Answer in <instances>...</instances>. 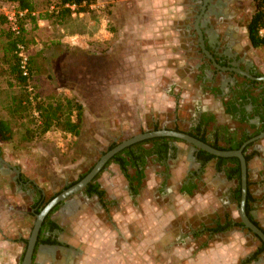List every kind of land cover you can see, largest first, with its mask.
Here are the masks:
<instances>
[{"label":"rangeland","instance_id":"374dc122","mask_svg":"<svg viewBox=\"0 0 264 264\" xmlns=\"http://www.w3.org/2000/svg\"><path fill=\"white\" fill-rule=\"evenodd\" d=\"M34 1L35 11L32 15H35V19L31 20L24 16V12L18 11L14 4L0 0V13L13 17L6 24L0 25V117L10 121L14 134L11 142L0 141V158L15 167L27 181L24 186L18 185L13 179L15 172H3L5 166L0 165V231L5 234L13 229L16 233L20 225H25V239H28L35 220L34 216L29 215V220L25 221L22 214L29 213L32 207L31 196L28 195L31 193L30 182L41 188L45 193L44 198L49 199L93 167L112 143L150 131L153 125L147 123L146 117L149 109L143 104L148 105L151 100L163 101V91L158 90L163 80L159 72L161 69L167 68L174 72L173 69L177 67V77L184 80L183 89L178 91L181 98L205 100L209 99L207 96L211 97L208 93L199 92L195 82L190 80L187 68H192V63L186 64L184 59H173L180 49L188 55L193 47L190 39L183 36L177 38V31L181 30V16L178 18L169 14V18L174 20L172 27L176 26L175 31L174 27H170L172 35L177 39L169 37L171 33L166 32L164 38L153 36L149 46L142 41L139 28L127 29L131 36H125L118 61L124 75H104L102 88L99 77L87 76L85 70L90 67L99 69L100 65H96L94 56L84 57L82 50L95 52L96 47L101 45L105 47L104 50H108L110 33H113L109 22L113 0H97L86 12L46 19L40 18L38 14L53 9L56 0ZM231 10L233 25L237 28L245 27V21L252 10L251 1L236 0ZM20 25L24 30L18 55L20 61L26 59L27 74L29 72L28 92L31 101L27 105L21 100L22 97L18 99L24 91L7 71L5 59L8 54L4 51L6 28L10 26L16 31L14 29ZM234 31V38L241 40L243 33ZM101 39L104 43L109 40V44L101 43ZM241 51L264 75L263 50L251 47L247 40ZM192 62L193 65L196 63L194 59ZM171 78L175 80V76ZM134 79L137 82L135 85L129 86L130 89L123 88V83ZM138 79H143L142 84L138 83ZM145 79L149 80L152 87L155 85L156 90H150L149 87L145 89ZM117 89V92L113 91ZM33 97L38 100L63 101L73 98L78 103H84L82 124L77 132H69L63 125H57L40 133L37 126L38 113L34 110L35 101L38 100ZM13 99L21 100V105L27 108L9 114L6 109ZM213 99L210 104L221 113L220 100ZM72 120H75L74 116ZM219 122L228 123L232 128L237 126V122H227L222 115L219 116ZM170 124L166 120L161 126ZM121 126L125 132L120 135ZM256 146L262 153L249 161L250 188L258 197V208L253 211L254 215L264 227V137L257 141ZM110 165L106 171L100 172L99 177L101 181L107 178L106 194L120 197V203L109 207V215L94 208L92 203H82L72 212L69 210L70 235L66 236L65 241L76 248L77 252L71 264H146L148 260H152V264H160V260L166 264H239L246 257L249 259L246 264H264V253L256 258L253 255L247 256L256 250L258 240L246 232L234 231L210 240L206 236L198 241L192 239L191 225L203 223L207 226L215 214L222 211L225 199L221 196V189L215 188L217 185L212 180V169L205 170L203 183L201 179L199 188L189 198L178 193L179 187L172 184V176L166 185H171L168 187L171 193L160 197L158 193L152 194V183L161 180L155 172L159 168L150 164L145 185L149 192H142V195L140 192L133 202L126 197V184L119 169ZM182 174L180 180L183 179ZM230 210L238 219L234 205H231ZM56 213L51 216L55 218ZM165 231L168 236H165ZM205 241L206 246L199 248ZM167 243L168 246H165Z\"/></svg>","mask_w":264,"mask_h":264},{"label":"flooded vegetation","instance_id":"af4514ba","mask_svg":"<svg viewBox=\"0 0 264 264\" xmlns=\"http://www.w3.org/2000/svg\"><path fill=\"white\" fill-rule=\"evenodd\" d=\"M192 2H193L192 3L193 12L191 13L193 14V17L191 18L192 27L190 26L191 28L189 30V35H190V39L193 40L194 49L197 48L196 53L198 58L197 59L194 58V60L198 62L195 67L197 71L195 75V83L197 84V87L203 90L202 91L203 94H205L206 91H208L207 93L209 95H212L214 99L220 100L221 102L220 105L222 106L223 115H225L229 121L237 122V126L231 128L228 124H224V123L219 124L216 122L217 120L215 118V122L212 124L216 126H227L230 135L228 134L229 136L228 135L225 136L224 132H220L218 137H216L214 128L208 127V129L204 132L205 135L204 141L200 139L201 136L203 135V132L197 128L199 118L196 122H193V120H188L183 128L174 126L173 130L175 129L176 131L179 130V132H183L220 151L241 150L243 156L255 151L257 152V154H255L254 157L256 155H260L262 153V150H260L256 146V144L257 141H259L264 137V127L263 129H261L263 126V120L261 118L264 117V79L262 78L264 77V75L254 67L252 61L246 58L245 52L241 51V48L244 46H242L241 48H239L240 46L238 47V45L240 44L236 42V39L234 38V33L233 35H231L232 33L230 32V30L227 31L229 27L228 23L229 22L232 23V19H233V11L231 10V8L233 6V3L236 2V0H193ZM189 8H191V6ZM221 27H225V29H223L224 31L220 30ZM203 49H205L206 52ZM196 53H194L193 55H196ZM226 106L236 107L237 111L235 110L233 113H235L237 116L242 115V109H243L244 115L247 117V121H241L234 118L233 114L226 112ZM198 110L199 112L201 111L200 113L211 112L208 109L207 110L198 109ZM253 124L255 125V127H252ZM154 126L151 127L150 129L153 130ZM237 127H241L244 130V132H246L247 135H249L250 137L244 140L241 143V145L236 149L221 150L220 147L229 146V144L227 143V138H231L232 135H235L234 134L235 131H238ZM162 128L167 129V126H162V127L160 126V129ZM258 129L261 130L255 133ZM241 136H242V132L241 133L238 132V138H240ZM175 139L174 140L170 139L168 141L170 149L165 161L157 163L156 161L154 162V160L151 158V160H148L149 161L148 165L151 164L152 166H158V168L161 169L165 168L166 166L167 171H162L160 176L168 179V177L170 176V174L168 173L170 169L168 163L172 159L177 157V155L180 152H182L185 158H187V163L189 162L190 164H192V167L191 169L188 170L187 173L188 177L182 180V182L180 183L178 190L181 193H185L189 195H191V193L194 190H197L199 188L201 179L203 183V176L205 175V170L207 168L212 169L213 172L212 180L217 185L215 186V188L216 190H218V188L219 190L221 189L220 191L221 196L225 200H223L222 211L218 214H215L216 216H214V219L210 220L209 225L214 227L216 226L217 221H219L221 225H225L230 220V228L213 233L210 231L208 232L204 225L202 228V231L204 232L203 235L210 240L212 238L215 239L217 237L230 234L231 232L234 231L246 232V234H250L253 236V238L258 240L256 247L257 250L258 247L261 245L262 241L253 232H251L248 228H246L243 225L239 217V213H238V219H236L232 215V210H230L231 205H234V207L237 209L238 212V207L241 200V191L239 198L236 197V192H235L236 188L238 187V184L240 185V189H241L240 176L239 178L236 175L232 178H228L227 176V173L231 172V167L234 166V163L226 161L219 168L218 161L219 158L223 156L214 155L207 151L206 152L213 155V157L203 162L198 157L199 150H203V149L198 147H193L191 143H188L184 140L178 138ZM215 140H218L219 143L215 144L214 143L216 142ZM179 141L185 145V148L182 150H180L181 148L179 147V145L176 144ZM249 144L251 145L250 147L248 146L249 147L248 148L247 145ZM231 157H235V156H231ZM249 161L250 160L246 161L247 183L248 182L250 183ZM161 163H164L165 166L161 165ZM112 165H116V164H112ZM107 167L108 166L104 165V167L101 170L104 171ZM239 167H240V161H239ZM119 171H120V175H122V177L125 180L126 194L128 195L129 199L134 202L135 199L140 194L136 195L131 192L129 187L130 185L129 180L125 178V175L120 168ZM240 175H241V171H240ZM146 176L147 175L145 172V177L143 181H145ZM13 179L18 185L27 183V181H25L20 176V174L18 175L14 174ZM99 179L100 177L98 176L97 182L99 183V187L105 191V195L100 197L97 193L89 194L84 188L88 184L87 183L81 190L69 195L66 199L57 203L59 205L56 212L67 204L66 201L69 202V206H70L69 210L71 209L74 210L78 208V206H80V204H82L85 200H90L91 202H93L92 204L94 208H98V209L100 208V210L103 213L109 215V210H110L109 207L110 206L113 207L115 202L109 195L106 194V190L102 187ZM30 183H31L30 185H34V182H30ZM161 183L162 186L166 184V182L164 183L163 181ZM191 184L194 185V188L190 187ZM72 185H70V183L66 184L65 187L57 194L61 193L63 190L69 188ZM249 190L250 193L255 198L254 202L252 203V209L250 211L252 215V220L250 218L249 219L257 227H259L260 229L261 228L264 229V227L258 222V219L255 217L253 212L258 208V197L256 196V194H253L250 186H249ZM30 192L31 193L28 195L31 196V202H33L34 204L33 216L35 217V215L39 213V212L36 213L35 210L42 205L40 194L41 196L44 197L45 193L44 191H41L40 189L37 190L35 188H31ZM46 200L47 199H45L44 201ZM221 217L223 218L222 221L220 220ZM52 219L54 220V218ZM239 222L242 223V225L237 226L236 223ZM58 225L60 229L52 230L51 232L46 233L48 236H50L52 240H54L55 243L53 244L40 243L36 247L35 252L38 253L37 251L43 246L52 247L55 251L54 253L55 260L57 259V261L51 262L50 264H58L59 262L61 264H71L72 260L70 259V254L71 253L74 254V252L71 251L76 252V248L74 249L72 245L65 243L60 238V234L63 232L64 227L60 224ZM196 227H198V225ZM196 227L191 225V231H190L191 236L197 231ZM192 239L194 238L192 237ZM255 251H253L250 256L249 255L247 256L251 257ZM262 253L264 252H261L260 254L262 255ZM245 259H247V257Z\"/></svg>","mask_w":264,"mask_h":264},{"label":"crops","instance_id":"0c3cea01","mask_svg":"<svg viewBox=\"0 0 264 264\" xmlns=\"http://www.w3.org/2000/svg\"><path fill=\"white\" fill-rule=\"evenodd\" d=\"M192 1L193 0H113V5L111 7V16H110L111 19L109 20V22L111 23V26L113 28V33H110L111 38H109V40L111 41L110 46L107 47L108 50H104L105 47L103 48L102 47L103 45H101V47H96L97 49L95 48L96 49L95 52L82 50L84 57L91 58L92 56H94V58L96 60V65L97 66L100 65L99 69H97V68L92 69L91 67L86 68L85 69L86 75L87 76H93L94 75L96 77H99V82L101 83L100 87H102V88H103V76L104 75L106 76L109 73H112L113 75H116V76L118 73L120 75H124V73L122 74L123 69L119 68V66H118V61L120 59L119 58V50L122 47L121 44H123L125 41L124 39H126L125 36H131V35H129L130 32H128L127 29H133L135 27L139 28L140 34L142 35V39H143L142 41L144 43H147L148 46L151 44L150 39L153 38V36L164 38L167 36L166 32H168V33H171L169 37L174 38V36L172 35L171 28L174 27L173 30L175 31L176 26L172 27V22L174 20L169 18V14L172 17L177 16L178 18H180V16H181V20H180L181 30L177 31V34H178L177 38L183 36V37L190 39L189 30L192 27L191 18L193 17V14L191 13V12H193V9H192V3L193 2ZM125 2H127L129 5H126ZM190 6H191V8H189ZM132 13H134V14H132ZM132 18H134V19L132 20ZM228 26L229 27H228L227 31L230 30V32L232 33L231 35H233V33H235L234 30H237L240 33H243V38L239 41L236 40V42H238L240 44L239 48H241L242 46H246L247 38L245 35V33H246L245 27L237 28V26L233 25V23H231V22L228 23ZM169 28H170V30H168ZM223 29H225V27L220 28L221 31H224ZM117 30H118V32H116ZM125 34H127V35H125ZM106 38H108V37H106ZM177 38H174V39H177ZM101 40H102L101 43H104L103 39H101ZM109 40H108V42H106L104 44H107V43L109 44ZM190 40H191V44L193 45V40L192 39H190ZM173 44H175V42ZM98 48H100V50ZM196 49H194V46L193 47L191 46L192 51L188 55L185 51H182V49H180V51L176 52L174 57H173V59H179V60L184 59L186 64L192 63V68H187L188 69L187 73L189 74V78L191 81H193V83L195 82V75L197 72L195 67L198 63V62H196L193 65V62H192L194 58H196V59L198 58L197 53H196ZM188 51H189V49L187 48V52ZM194 53H196V55H193ZM143 57H145V56H143ZM101 64H105V66L104 65L101 66ZM173 70H175V71L173 72L167 68H163L159 71L163 75L162 76L163 80H162V83L159 84L160 87L158 90H160L161 92L163 91L162 95L164 96V99H163V101H152L151 100V103H148V105H146L145 103L143 104V106H145L146 108L149 109L148 115L146 116V117H148L147 123H152L153 126L157 124L160 128L161 123H164L167 120L168 122H171L170 126H167V129L173 130L174 126H178L180 128H183L188 120H193V122H196L198 120L199 114L201 112V111L199 112L198 109L210 110L212 113H214V116L217 120L216 122L219 124H221L219 122V116H221V115L227 119V122H229L228 118L225 115H223L222 106H220V110H221V113H220V111L217 112V110L214 109L215 106L210 104L213 102L212 101L213 98H211V97H213L212 95H211V97L207 96V98H209V99H205V100L204 99L203 100H200V99L199 100H194V99L188 100L185 98H181L180 97L181 95L178 93V91L183 89V81L184 80L182 81L181 79H179L177 77L178 76L177 75V72H178L177 67H176V69H173ZM145 75H148V74H145ZM128 76H130V74H128ZM142 76H144V75H142ZM172 76H175V80L171 78ZM135 81L136 80L134 79V80H131L127 83L125 82V83H123L122 86H123V88L128 87L130 89L129 86L135 85L137 83ZM181 81H182V83H179ZM142 82H143V79H138V83L142 84ZM143 85L145 86V89L147 87H149L150 90H156L155 89L156 87L154 88L155 85H153V87H152V85L149 84V80L146 81V79H145ZM118 86H119V84L117 85V87ZM196 86H197V84H196ZM197 90L201 93L203 91L199 87L197 88ZM102 91H105V89H103ZM113 91L117 92L118 89L113 90ZM207 92L208 91H206V93ZM128 98H127V100H128ZM81 104L84 107V103L81 102ZM217 113H220V115H218ZM128 123H130V122L128 121ZM226 124H228V123H226ZM228 125L230 126V124H228ZM123 128L124 127H122V126L120 127V135L125 132ZM162 129H164V128H162ZM176 144L179 145V147L181 148L180 150L185 148V145L180 141L177 142ZM168 165L170 166L169 167L170 169L168 171L170 176L168 177V179H166V184L164 186L161 185L162 184L161 182L164 181V179H165V178L160 176L162 173V171H161L162 169L159 168L158 170L157 169L155 170V172H157L156 174L158 176H160L161 180L158 183H152V187L154 186L153 188L151 187L153 189L152 194L158 193L160 195V197L169 196V194L171 193V190L168 189V187H170L171 185H169L168 187L166 186L168 184L169 178L172 176V184H174V186L178 185V187H179L182 180H184L188 177V174H187L188 170L191 169V167H192V164H190L189 162L187 163V158H185V156L182 152H180L177 155V157L172 159L168 163ZM173 165L175 166V168H173L174 167ZM10 166H12V165H10ZM117 169H119V168L117 167ZM12 171H14L13 168H10L8 166H5V168H3V172L11 173ZM152 171H153V167H152ZM180 172L183 173L182 174V176H183L182 180H180L181 179L180 178L181 177ZM18 174H19V171H18V173L15 172V175H18ZM146 175H147L146 179H145V181H143V185L141 187L142 191L140 190L141 195H142V192H143V194L144 193L147 194L149 192V190L146 191V187H145L146 182L148 180L147 169H146ZM99 181H100L102 187L107 191V189H108L106 187L107 178H105L104 181L103 180L101 181V179H99ZM19 185L24 186V184H19ZM31 188H35L37 190L41 189L38 186H36L35 183H34V185H31ZM150 192H151V190H150ZM178 193L181 194L182 197H184V198L190 197L189 194L181 193V192H179V190H178ZM191 194H193V192ZM110 197L114 200L115 204L120 203V197H116V195L115 196L110 195ZM126 197H128V195ZM83 203L88 204V203H93V202H91L90 200H85ZM30 204L32 207L29 210V213L22 212L25 221L29 220V215L31 216L33 214L34 204H33V202H31ZM65 208L66 209L64 210L62 207L57 211L54 220H55V222H57L58 224H60L64 227L63 232L60 234V238L65 243H67L65 241V238L68 234L70 235V223L68 221V219H70V218H68L69 217L68 214L70 213L69 212V208H70L69 204ZM99 210H100V208H99ZM71 212H72V209H71ZM51 218H53V217L51 216ZM5 227H7V224L5 225ZM25 231H26L25 225H20L19 229L16 230V233H14L13 229L10 233H5V234L3 231H0V264H19V262H21V259L23 257V253L25 251L24 249L26 247L25 241L27 240V239H25L26 238L25 237ZM117 232H119L118 229H117ZM179 235L183 236L184 234H179ZM165 236H168L167 231H165ZM168 243L165 246H168ZM78 249L79 248H77V250ZM182 249H184L183 246H182ZM37 252L38 253H36V252L34 253V262H36L37 264L38 263L50 264L51 262L55 261V259H54L55 258V255H54L55 251L52 247L43 246ZM71 252H74V254L73 253L70 254V259L72 260L73 257L77 254V252H75V251H71ZM79 252L82 253V250L80 249ZM36 256H37V261L35 260ZM242 261H239V262L241 263ZM145 263L146 264H152L153 262H152V260H148ZM160 264H166V263L162 262V260H160Z\"/></svg>","mask_w":264,"mask_h":264},{"label":"trees","instance_id":"16d2710c","mask_svg":"<svg viewBox=\"0 0 264 264\" xmlns=\"http://www.w3.org/2000/svg\"><path fill=\"white\" fill-rule=\"evenodd\" d=\"M7 2H10L16 6L18 11L24 12L25 17H29L31 20L35 19V15H32V12L35 11V1L34 0H4ZM251 1V7L252 10L250 12L249 17L245 21V29L247 34V40L251 47L253 48H260L263 50L264 53V33H260L261 29H264V0H250ZM97 2V0H56L53 2V9L46 10L43 13H39L38 16L40 18H50V17H68L72 15L74 12H86L89 10V7L91 4H94ZM7 18L5 15L0 13V25L6 24ZM22 25L17 29V31H13L10 26L6 28L5 36L7 38V42L4 46V51L8 54L7 59H5L7 65L6 69L10 75L16 80L18 85L22 88V95L18 98L20 99L22 97V101H24V104L27 105L30 103L31 99H29V83H28V74H24L23 70L21 68L20 63V57L18 55L19 49L18 44L23 42V39L21 37L23 33ZM29 66V65H28ZM30 69V68H29ZM34 99H37L36 97H33ZM20 100V101H21ZM38 100V99H37ZM256 100V99H255ZM18 101V100H17ZM15 101L14 99L10 102L9 106L7 107V111L9 114H15L19 110L23 111L25 110V105H21L20 101ZM228 105V104H226ZM34 110L38 113V128L40 130V133H45L49 131L52 127L57 125H63L64 128L69 132H77L80 125L82 124V116H83V108L82 104L78 103L76 99L73 98H67L66 100H44L39 99L38 101H35ZM237 111L236 107H229L226 106V112L233 114V117L241 120V121H247V117L244 115V110L242 109V115L237 116L234 111ZM73 112L74 115H73ZM72 116L75 117V120H72ZM263 120V126L264 127V117L261 118ZM215 122V116L211 112H202L199 114V122L197 125V128L203 132V135L201 136V140L204 141V132L208 129V127L214 128L215 130V136L218 137L220 132H224L225 136L228 134L230 135L229 129L227 126H216L212 123ZM252 127H255L253 124ZM159 126L156 124L153 128V130H159ZM258 129L255 133L259 132ZM238 131H235V135H232L231 138H227V143L229 146L220 147L221 150H227V149H236L238 148L241 143L248 139L250 136L247 135L246 132L241 127H237ZM238 132H242V136L238 138ZM228 135V136H229ZM13 130L11 127V123L8 119L0 117V141L1 142H11L13 139ZM170 139H175L173 137L169 136H159V137H153L144 139L141 141H138L136 143H133L116 154H114L105 164V166H108L110 164H116L121 171L124 173L125 178L129 180V187L133 194H140L141 187L143 185V179L145 177V172L148 166V160H151V158L158 162H163L166 160L169 152V143L168 141ZM176 140V139H175ZM216 143H219L218 140H215ZM117 143H112L107 150L113 148ZM251 144L247 145V147H250ZM213 146V145H212ZM215 146V145H214ZM248 147V148H249ZM106 150V151H107ZM105 151V152H106ZM257 154V152L253 151L247 155H245V160H251L254 155ZM199 159H201L203 162L209 160L213 157V155L207 153L206 151L199 150ZM226 161H229L231 163H234V166L231 167V172L227 173L228 178H232L235 175L239 178L240 176V167H239V160L236 157H220L218 161V167L225 163ZM161 165L165 166L164 163H161ZM90 170V168L80 174L78 178L72 182L70 185L78 182L81 180L87 172ZM102 171V170H101ZM100 171V172H101ZM161 171H167V167L163 168ZM100 172L84 187L85 190L91 194V193H97L100 197L105 195V191L99 187V183L97 182V178L100 174ZM166 182V178L163 181ZM190 183V182H189ZM250 183H247V197L245 202V212L252 220V215L250 213L252 209V203L254 202V196L250 193L249 190ZM191 188H194V185L191 184ZM183 190V189H181ZM190 191V190H189ZM240 185L238 184V187L236 188V197L239 198L240 195ZM57 195V193L55 194ZM55 195L51 196L49 199L44 201V197L40 194V199L42 200V205L35 210L36 213L40 212V210L50 201L51 198H53ZM58 205H55L44 217L39 234L37 237L35 249L32 256V263L31 264H37L34 262V253L36 250V247L40 243H48L53 244L55 243L54 240L50 238L46 233L51 232L52 230H58L59 225L51 218L52 213H54L58 209ZM34 214V213H33ZM32 214V215H33ZM222 217L220 220L222 221ZM219 220V219H218ZM237 226L242 225V223H236ZM204 224L200 223L198 224L197 231L192 235L195 241H198L199 239L204 236V232L202 231ZM206 230L209 232H219L221 230L230 228V220L225 224L221 225L219 221L216 222V226L212 227L210 225L205 226ZM261 230L264 233V229L261 228ZM27 244V241H25ZM206 246V241L201 243L199 245V248H204ZM261 252H264V244L261 243V245L258 247V249L254 252L253 258H256ZM249 259H246L242 261L240 264H246Z\"/></svg>","mask_w":264,"mask_h":264},{"label":"water","instance_id":"95a60500","mask_svg":"<svg viewBox=\"0 0 264 264\" xmlns=\"http://www.w3.org/2000/svg\"><path fill=\"white\" fill-rule=\"evenodd\" d=\"M203 47V45H202ZM205 51V49H203ZM206 52V51H205ZM264 79V77H262ZM159 136H169L178 138L181 140H184L188 143H191L193 147L201 148L211 154L219 155L223 157H231L235 156L240 161V171H241V200L238 207V213L239 217L243 223V225L248 228L251 232H253L264 244V233L263 231L257 227L255 224L251 222V220L247 217L245 213V201H246V195H247V165L245 158L241 152V150H234V151H220L217 149H214L213 147L207 145L206 143L199 141L183 132H179L176 130H169V129H159V130H151L146 131L143 133H138L136 135H133L125 140H122L117 145H115L113 148L107 150L104 154L100 156V158L97 160V162L94 164V166L91 168V170L77 183L70 186L69 188L63 190L61 193L57 194L55 197H53L45 206L44 208L35 215V220L33 222V226L30 232V235L27 239L26 248L24 251V255L22 258V261L20 264H31L32 263V256L35 248V244L37 241V237L39 234V230L42 224V221L44 217L47 215V213L59 202L66 199L69 195L81 190L87 183H89L94 176L104 167V165L107 163V161L117 152L122 150L123 148L136 143L138 141L153 138V137H159ZM0 165L1 167L8 166L10 168H13V170L18 173V170L12 166L9 165L6 161H4L2 158H0ZM4 168V167H3ZM67 204L68 201H66ZM65 202V204H66ZM67 204L63 207L65 210Z\"/></svg>","mask_w":264,"mask_h":264},{"label":"built area","instance_id":"2783aa9c","mask_svg":"<svg viewBox=\"0 0 264 264\" xmlns=\"http://www.w3.org/2000/svg\"><path fill=\"white\" fill-rule=\"evenodd\" d=\"M6 16V18H7V20L9 21V19L10 20H12V16H8V15H5ZM14 29V28H13ZM14 30H16L17 31V29H14ZM260 33L262 34V33H264V29H261L260 30ZM18 49L20 50L21 49V45L20 44H18ZM20 56H22V53H20ZM20 63H21V68H22V70H23V73L24 74H27V69H26V59H21V61H20Z\"/></svg>","mask_w":264,"mask_h":264}]
</instances>
